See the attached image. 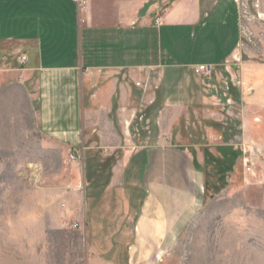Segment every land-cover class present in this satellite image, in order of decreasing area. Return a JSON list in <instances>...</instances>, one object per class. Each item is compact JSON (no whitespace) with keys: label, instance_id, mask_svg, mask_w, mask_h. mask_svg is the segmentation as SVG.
I'll return each instance as SVG.
<instances>
[{"label":"crops","instance_id":"1","mask_svg":"<svg viewBox=\"0 0 264 264\" xmlns=\"http://www.w3.org/2000/svg\"><path fill=\"white\" fill-rule=\"evenodd\" d=\"M213 1L171 0L164 13V9L158 12L164 0H89L84 11L71 0H0V122L20 130L23 137H41L70 152L95 147L106 157L118 152L102 197L88 184L71 187L66 197L70 210H77L90 192L93 210L100 200L102 209L118 208L119 220L128 223L115 231L119 255L103 263L141 264L163 253L175 224H184L177 219L199 211L204 174L189 161L200 160L184 147L166 142L164 113L214 105L206 79L193 69L235 61L241 42L239 6L236 0ZM153 15L159 23L154 24ZM180 41L187 48L178 47V59L169 61L164 43ZM21 55L27 57L24 68L18 61ZM246 67L247 83L251 74ZM138 82L140 90L134 88ZM227 89L235 101H246L233 84ZM137 99L142 101L138 106ZM145 106L159 110L155 122L159 132L154 145L138 148L131 125ZM174 160L179 161L174 176L181 188L167 190L161 179L169 169L167 163ZM180 160H188V166L182 167ZM129 179L145 180L141 197L123 189ZM108 193L117 203L114 207L105 197ZM176 199L179 203L172 206ZM129 206L137 208L135 213L122 216ZM101 215L102 211L94 213V220H107Z\"/></svg>","mask_w":264,"mask_h":264},{"label":"rangeland","instance_id":"2","mask_svg":"<svg viewBox=\"0 0 264 264\" xmlns=\"http://www.w3.org/2000/svg\"><path fill=\"white\" fill-rule=\"evenodd\" d=\"M170 1L164 0L158 12L164 9L165 13ZM236 2L241 42L235 61L211 67L210 75L197 73L200 66L193 69L206 79L209 96H215L214 105L164 113L166 142L184 147L193 159L198 156L200 160L198 163L191 159L189 166L197 165L204 174L201 206L198 212L191 210L185 218L177 219L184 224H175L163 253L141 264H264V0ZM156 16L150 18L154 24ZM157 36L154 33L153 38L157 40ZM184 43H164L171 54L168 53L169 61L178 59V47L187 48ZM153 51L155 57L156 50ZM247 64L251 76L246 83L243 76ZM230 84L244 92L246 101H235L227 89ZM139 85L138 82L134 88L140 90ZM87 93L86 90L85 99ZM141 102L137 99L136 105ZM140 109L131 125L138 148L154 145L159 132L155 123L159 110L146 106ZM20 133L0 122V264H106V258H117L119 250L114 244L119 238L115 231L128 226L119 220L118 208L102 209L100 200H96L93 210L89 192L77 210H70L66 197L71 187L92 183L89 189L102 197L112 180L118 152L110 157L96 147L70 152L41 137L26 138ZM180 161L182 167L188 166V160ZM178 163L169 161V169L164 170L161 182L167 190L181 188L174 176L179 171ZM131 180L123 189L132 197H141L145 180ZM105 197L111 199V207L117 204L111 193ZM171 201L172 206L179 203L178 199ZM105 204L109 207L108 199ZM168 206L171 207L169 203ZM136 209L129 206L122 216L125 212L134 214ZM99 210L107 220H94ZM81 221L83 224L76 223Z\"/></svg>","mask_w":264,"mask_h":264},{"label":"built area","instance_id":"3","mask_svg":"<svg viewBox=\"0 0 264 264\" xmlns=\"http://www.w3.org/2000/svg\"><path fill=\"white\" fill-rule=\"evenodd\" d=\"M71 1L74 4H76L81 11L86 10L88 7V3H89V0H71ZM157 23H159V19H158ZM19 61H20L21 68L26 67L27 57L25 55L20 56ZM1 71H2V69L0 68V72ZM196 72L200 73V74H209L210 75L212 72V68H211V66H200V67L196 68Z\"/></svg>","mask_w":264,"mask_h":264},{"label":"trees","instance_id":"4","mask_svg":"<svg viewBox=\"0 0 264 264\" xmlns=\"http://www.w3.org/2000/svg\"><path fill=\"white\" fill-rule=\"evenodd\" d=\"M236 98L238 99V95H236ZM93 185V183L92 184H90V186H92Z\"/></svg>","mask_w":264,"mask_h":264}]
</instances>
